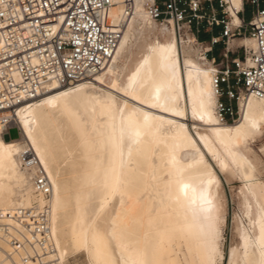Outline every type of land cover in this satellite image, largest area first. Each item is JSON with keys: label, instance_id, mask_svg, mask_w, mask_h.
Wrapping results in <instances>:
<instances>
[{"label": "bare ground", "instance_id": "1", "mask_svg": "<svg viewBox=\"0 0 264 264\" xmlns=\"http://www.w3.org/2000/svg\"><path fill=\"white\" fill-rule=\"evenodd\" d=\"M146 1L133 0L128 16L123 0L102 11L104 26L124 28L112 58L92 79L68 87L52 82L18 107L12 124L19 137L5 139L0 123V211L48 203L54 264L78 251L90 264H216L223 259L226 217L214 162L223 173L241 174L256 205L252 231L238 230L240 247L229 250L228 263L264 264V181L256 176L264 163L236 146L264 128V96L240 98L239 119L221 121L214 66L197 56L191 35L181 37L179 47L172 22L159 28L166 40H144L140 57L122 65L124 39L130 46L158 29ZM238 7L233 0L235 24ZM180 53L188 62L184 73ZM189 113L205 131L194 126L193 134ZM27 148L51 183L48 200L35 192L32 172L20 160ZM2 222L0 264H25L31 247L16 248L9 236L30 238L27 225L8 214Z\"/></svg>", "mask_w": 264, "mask_h": 264}, {"label": "built area", "instance_id": "2", "mask_svg": "<svg viewBox=\"0 0 264 264\" xmlns=\"http://www.w3.org/2000/svg\"><path fill=\"white\" fill-rule=\"evenodd\" d=\"M116 1L0 0V123L7 133L15 127L20 136L18 126L12 124L18 107L38 98L52 82L68 87L88 81L109 62L124 23L114 29L104 26L102 11ZM238 1L237 24L231 20L233 0H147L144 4L149 18L172 22L178 35L189 30L197 42L194 26H220L219 34L210 37L203 54L208 57L213 46L224 45L221 58L210 57V61L214 66L216 111L226 122L239 117L240 98L264 96V0ZM123 2L126 16L132 14L133 0ZM246 4L251 6L249 21L244 19ZM246 32L254 47L242 57L230 56L229 41ZM20 160L32 172L35 192L48 200L51 183L37 157L27 148L20 153ZM7 214L20 225H27L31 233L30 238L20 240L12 239L5 230L14 247H31V252L24 254L25 264H54L48 258L53 250L48 203H33L14 213L0 211L3 228L7 227L2 222Z\"/></svg>", "mask_w": 264, "mask_h": 264}, {"label": "rangeland", "instance_id": "3", "mask_svg": "<svg viewBox=\"0 0 264 264\" xmlns=\"http://www.w3.org/2000/svg\"><path fill=\"white\" fill-rule=\"evenodd\" d=\"M144 8V7H143ZM144 10V9H142ZM135 16L132 15V17L129 19L126 29H130L132 26V20H135ZM140 22H144V18L142 16L138 17ZM143 21V22H142ZM155 21V20H154ZM157 24V28L161 29L162 26L167 25L170 27V23H161L159 21H155V25ZM131 25V26H130ZM208 25V24H206ZM159 26V27H158ZM161 26V27H160ZM210 27V25H208ZM157 29V30H158ZM156 30L151 31V32H143L141 35H139L135 40L132 41L131 45L128 46V40L124 39V44H123V50L125 53H127V56L123 58V61L120 63L122 65H129V67L132 65V62L134 63L136 59H138L141 55V50L143 47V41H147L149 38L150 41H153L155 37H159L160 40H166L168 38V35L163 33L161 30ZM163 33V34H162ZM186 34H189L193 37L192 32L189 30H185L181 35H178L176 32V37L179 43L180 47V38H185ZM157 35V36H156ZM164 35V36H163ZM167 37V38H166ZM244 37H250L248 34L246 36H241L239 38L235 39V43H240L242 42ZM197 41H194L192 44L193 48H196L195 51L197 52V56H201L203 54L204 48L209 46V41H204L202 43H199L200 40L197 39ZM143 43V44H142ZM234 43L232 40L230 41L229 44ZM244 46H234L235 53H239L240 55L244 56L246 55V51H249L250 48L252 47L253 43L252 40L249 39V43L244 42ZM142 45V46H141ZM245 49V50H244ZM225 50L224 47L218 46L216 49L215 47L210 50V52L215 51L213 54L216 56V58L219 59L221 58L222 52ZM181 54V65H182V71L183 73L188 69V62L182 56ZM204 55V54H203ZM210 59V57H207ZM198 62L204 63V61L198 59ZM131 64V65H130ZM207 65L206 63H204ZM210 64V63H209ZM124 74L121 76V81L124 79ZM118 98L122 97L119 94H116ZM240 117V115H239ZM239 117L236 119L238 120ZM235 120V121H236ZM235 121H228L227 123H234ZM187 123L189 124V127L191 128V131L193 134L194 132V126L200 130V131H205L204 127L202 125H198L197 122H195L194 118L192 115L189 113L188 118H187ZM11 138H16L18 136V131L15 127L10 128L9 133L3 134V137L7 140ZM196 135V134H195ZM239 149H243L244 146L247 147L250 151L248 153V156L252 159L254 158V155L260 160L261 163H264V128L261 129V132L255 137V140L252 142H248L245 145L238 144L236 145ZM210 159V157H209ZM215 170L217 172V175H219V178L221 180L222 184V190H221V203L223 205L224 209V214H225V223L222 226L221 229V237H220V247L223 252V259L220 261H217L216 264H229L228 262V253L229 250L232 247H240L239 244V237H238V230L242 229H247L249 231H252L253 227V221L256 216V205L255 202L252 198V196L249 193L248 190V183L246 185V180L241 177V174L236 170V169H230L228 172H222L219 170L218 166L212 162ZM256 176L258 179L264 181V169H259L256 172ZM245 185V186H244ZM247 189H246V188ZM247 191V192H246ZM249 193V194H248ZM254 203V204H253ZM252 222V224H251ZM252 225V226H251ZM239 244V245H237ZM64 264H90L88 263V260H86V256L84 252L78 251L73 254H69L66 258V261Z\"/></svg>", "mask_w": 264, "mask_h": 264}, {"label": "crops", "instance_id": "4", "mask_svg": "<svg viewBox=\"0 0 264 264\" xmlns=\"http://www.w3.org/2000/svg\"><path fill=\"white\" fill-rule=\"evenodd\" d=\"M250 11H251V6L249 4H246L245 5V13H244V19H245V21H249L251 19V13H250ZM238 18H239V16H238ZM232 20H233V22H238V21L235 20V18L233 16H232ZM194 30H195L194 32H195L197 38L200 41H203L204 42V41H209V39H210L211 36L218 35L219 32H220V26H213V27L210 26L209 27L208 25H206V23H204V24L199 25V26H194ZM246 35H247V32L245 33V36ZM236 38H239V37H234L233 39H231L234 43L228 44V49L231 52L230 53V56H232V57L233 56L242 57V55H240L239 53H235L234 46H240V47L241 46H244V44H245L244 42L249 43L250 37H244L243 40H242V42L240 43V45H238V43H235L236 42L235 41ZM230 41H229V43H230ZM218 46L224 47V45L222 43H219V44H217V45H215L213 47H215V49H216ZM214 52L215 51L208 52L207 55L209 57H214L215 59H219V56H218V58H216V56L213 54ZM208 60L210 61V59H208Z\"/></svg>", "mask_w": 264, "mask_h": 264}]
</instances>
